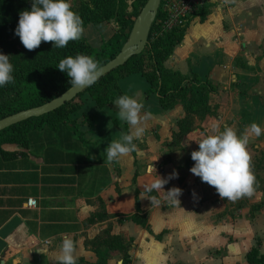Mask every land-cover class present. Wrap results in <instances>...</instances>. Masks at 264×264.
<instances>
[{
  "label": "crops",
  "instance_id": "1",
  "mask_svg": "<svg viewBox=\"0 0 264 264\" xmlns=\"http://www.w3.org/2000/svg\"><path fill=\"white\" fill-rule=\"evenodd\" d=\"M123 1L129 11L130 0ZM187 24L163 65L218 88L187 133L175 138L182 104L162 109L155 94L145 95L147 79L132 73L119 86L150 114L142 139L134 140L137 152L106 162L104 149L129 126L117 118L116 104L95 102L89 123V114L78 113L88 96L70 122L31 130L27 145H1L0 264H58L54 254L65 236L77 244L78 264L101 256L105 264L124 258L129 264H250L246 254L255 246L264 255V169L254 194L232 215L215 188L190 172L191 152L199 147L194 140L214 134V126L238 135L253 122L264 129V0H207ZM97 25L106 34L101 47L119 33L114 18ZM259 147L264 134L249 140L248 150ZM174 171L178 177L164 190H144ZM173 187L182 189L180 206L164 199ZM29 198L34 207L26 205Z\"/></svg>",
  "mask_w": 264,
  "mask_h": 264
},
{
  "label": "trees",
  "instance_id": "2",
  "mask_svg": "<svg viewBox=\"0 0 264 264\" xmlns=\"http://www.w3.org/2000/svg\"><path fill=\"white\" fill-rule=\"evenodd\" d=\"M145 2L146 0H133L132 10L127 11L123 0H75L72 9L81 16L83 26L97 25L114 18L120 27L116 38L99 50H94L81 37L78 41H70L64 48H53L51 42H42L37 49L29 51L15 35V28L20 12L30 9L32 0H0V53L9 55L14 76V83L0 87V118L41 105L69 88L71 85L67 73L58 69L61 59L83 54L91 56L101 66L113 58L126 41L132 23ZM162 17L159 8L147 44L141 53L131 56L123 65L102 76L59 108L1 130L0 154H6L1 148L3 143L27 145L29 133L33 129L44 126L56 128L62 123L70 122L71 114L82 106L83 96L90 97L97 106L114 107L119 96L128 95L119 86L118 80L132 73H139L147 79L149 87L145 95L155 94L162 109L167 110L177 103L182 104L185 117L178 121L179 131L175 133V138L187 133L195 115L201 116L209 95L218 88L208 79H200L194 73L184 75L164 67L163 62L173 47L181 41L188 24L164 32L159 26ZM95 119V114L85 115V120L89 123ZM246 260L250 264H264V255L255 246L246 254ZM80 264L105 263L101 256L94 263ZM121 264H129V260L124 258Z\"/></svg>",
  "mask_w": 264,
  "mask_h": 264
},
{
  "label": "clouds",
  "instance_id": "3",
  "mask_svg": "<svg viewBox=\"0 0 264 264\" xmlns=\"http://www.w3.org/2000/svg\"><path fill=\"white\" fill-rule=\"evenodd\" d=\"M83 34V20L72 9L71 0H32L31 8L20 12L15 28V35L29 51L37 49L42 42H51L53 48H64L70 41L80 40ZM58 69L67 73L71 85L69 90H82L92 86L102 71L98 61L83 54L61 59ZM9 83H14L13 65L9 55L0 53V87ZM115 104L118 107L117 118L127 123L129 131L108 143L104 149L107 163H113L138 151L134 140L142 139L145 122L150 118L149 113L142 112L144 104L134 96L121 95L115 100ZM213 133L194 140L199 147L191 152L194 164L190 172L214 187L222 200L235 202L251 197L257 180L252 170V155L248 144L251 137L258 138L264 134V129L253 122L240 135L227 125L223 131L214 126ZM157 177L150 185L143 186L146 192L164 190L163 186L169 179L178 177V173L174 171L167 179L159 175ZM164 192V199L168 203L180 206L182 189L173 187ZM143 198L147 197L142 195L141 199ZM150 200L152 204L159 203L156 197ZM76 248L77 244L71 237H63L58 252L54 254L58 264H77ZM40 251L44 253L46 249L41 248Z\"/></svg>",
  "mask_w": 264,
  "mask_h": 264
},
{
  "label": "water",
  "instance_id": "4",
  "mask_svg": "<svg viewBox=\"0 0 264 264\" xmlns=\"http://www.w3.org/2000/svg\"><path fill=\"white\" fill-rule=\"evenodd\" d=\"M160 2L161 0H146L136 15L128 37L122 44L120 50L113 58L100 66L102 71L98 79L116 69L120 65H123L131 56L139 54L143 51L147 44L149 32L158 12ZM69 88L41 105L26 108L0 118V131L30 117H38L59 108L66 102L72 100L77 94L82 92L87 87L82 90L79 88L69 90Z\"/></svg>",
  "mask_w": 264,
  "mask_h": 264
},
{
  "label": "rangeland",
  "instance_id": "5",
  "mask_svg": "<svg viewBox=\"0 0 264 264\" xmlns=\"http://www.w3.org/2000/svg\"><path fill=\"white\" fill-rule=\"evenodd\" d=\"M133 0L129 1V6H128V10L131 11L132 10V4ZM75 3V0H71V5H73ZM95 28H97L95 30ZM99 28H101V26L99 25H94V24H88L86 26H84V34L82 36V38H84L89 45L94 49V50H99L101 48V45L104 42V38L105 37V33L102 32H98ZM98 33H100V35H98ZM121 85H124L123 83H121ZM95 105L94 101L92 99L89 98V101L84 104L82 106V108H80V110L78 111V113L80 114H89L92 113V109L93 106ZM205 111V109H204ZM204 112L201 114V117L203 116ZM197 116V115H195ZM199 117V115H198ZM249 152L252 155V170L256 176V180L257 183L260 182V178L257 174V172L261 171L264 169V148H251L249 149ZM259 185L256 184L255 188L258 187ZM216 195L218 194L215 190ZM222 200V199H221ZM223 203L225 204V211H227L228 213H230V215L233 214V211H235L236 209H238L239 207H241L242 205H245L247 202L246 197L238 199L237 201L233 202V201H229V200H222ZM256 208V205L251 207V211L254 210Z\"/></svg>",
  "mask_w": 264,
  "mask_h": 264
},
{
  "label": "built area",
  "instance_id": "6",
  "mask_svg": "<svg viewBox=\"0 0 264 264\" xmlns=\"http://www.w3.org/2000/svg\"><path fill=\"white\" fill-rule=\"evenodd\" d=\"M206 2L207 0H161L159 8L163 17L159 22L160 30L168 32L186 26L189 19L200 11ZM26 205L34 207L36 200L29 198Z\"/></svg>",
  "mask_w": 264,
  "mask_h": 264
}]
</instances>
